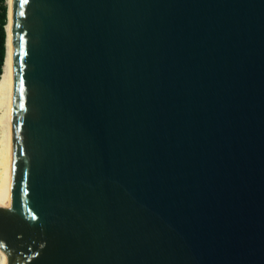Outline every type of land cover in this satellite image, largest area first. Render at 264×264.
Returning <instances> with one entry per match:
<instances>
[{"label":"water","instance_id":"95a60500","mask_svg":"<svg viewBox=\"0 0 264 264\" xmlns=\"http://www.w3.org/2000/svg\"><path fill=\"white\" fill-rule=\"evenodd\" d=\"M11 28L2 264H264V0H14Z\"/></svg>","mask_w":264,"mask_h":264},{"label":"bare ground","instance_id":"6f19581e","mask_svg":"<svg viewBox=\"0 0 264 264\" xmlns=\"http://www.w3.org/2000/svg\"><path fill=\"white\" fill-rule=\"evenodd\" d=\"M8 24L6 26V57L0 76V209L8 211V133L11 122V78H12V17L14 0H7ZM6 244L0 243V264L3 263Z\"/></svg>","mask_w":264,"mask_h":264},{"label":"trees","instance_id":"16d2710c","mask_svg":"<svg viewBox=\"0 0 264 264\" xmlns=\"http://www.w3.org/2000/svg\"><path fill=\"white\" fill-rule=\"evenodd\" d=\"M7 24H8V8L6 5V0H0V76L2 73V68L6 57Z\"/></svg>","mask_w":264,"mask_h":264},{"label":"rangeland","instance_id":"374dc122","mask_svg":"<svg viewBox=\"0 0 264 264\" xmlns=\"http://www.w3.org/2000/svg\"><path fill=\"white\" fill-rule=\"evenodd\" d=\"M6 5H7V0H6ZM7 8H8V5H7Z\"/></svg>","mask_w":264,"mask_h":264},{"label":"snow or ice","instance_id":"6c2138e0","mask_svg":"<svg viewBox=\"0 0 264 264\" xmlns=\"http://www.w3.org/2000/svg\"><path fill=\"white\" fill-rule=\"evenodd\" d=\"M23 83H21V85H22Z\"/></svg>","mask_w":264,"mask_h":264}]
</instances>
